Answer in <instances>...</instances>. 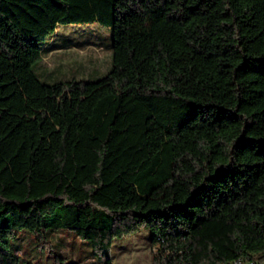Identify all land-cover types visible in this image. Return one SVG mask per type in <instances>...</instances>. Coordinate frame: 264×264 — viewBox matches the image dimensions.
<instances>
[{"label": "trees", "instance_id": "trees-1", "mask_svg": "<svg viewBox=\"0 0 264 264\" xmlns=\"http://www.w3.org/2000/svg\"><path fill=\"white\" fill-rule=\"evenodd\" d=\"M94 23L110 71L44 83L42 43ZM143 230L151 264H264V0H0V264Z\"/></svg>", "mask_w": 264, "mask_h": 264}, {"label": "rangeland", "instance_id": "rangeland-1", "mask_svg": "<svg viewBox=\"0 0 264 264\" xmlns=\"http://www.w3.org/2000/svg\"><path fill=\"white\" fill-rule=\"evenodd\" d=\"M42 45L56 48L46 53L36 67V72L44 83L72 79L96 81L111 69L110 29L97 23L59 26L54 37L45 40ZM49 239L53 245L52 250L68 262H95L88 243L65 232L51 233ZM149 239V233L145 230L114 239L109 253L112 264H151V257L155 252L150 247ZM7 243L12 251L16 249L23 264H51V261H45L49 252L37 253L34 241L24 231L17 233Z\"/></svg>", "mask_w": 264, "mask_h": 264}, {"label": "built area", "instance_id": "built-area-1", "mask_svg": "<svg viewBox=\"0 0 264 264\" xmlns=\"http://www.w3.org/2000/svg\"><path fill=\"white\" fill-rule=\"evenodd\" d=\"M151 249L155 252V254L158 252L157 247H152ZM226 264H258V263L255 261H246V260H243L241 258H238V259L232 260Z\"/></svg>", "mask_w": 264, "mask_h": 264}]
</instances>
